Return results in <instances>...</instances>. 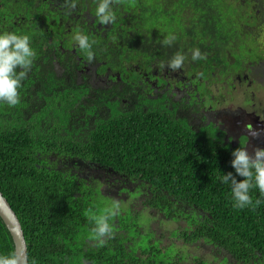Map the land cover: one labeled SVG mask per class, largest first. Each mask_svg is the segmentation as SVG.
<instances>
[{
    "label": "trees",
    "instance_id": "1",
    "mask_svg": "<svg viewBox=\"0 0 264 264\" xmlns=\"http://www.w3.org/2000/svg\"><path fill=\"white\" fill-rule=\"evenodd\" d=\"M79 15L81 23L95 20L97 35L126 57L124 68L142 60L138 67L151 71L156 59L160 68L194 76L198 90L187 110L179 112L185 102L174 106L168 92L141 95L127 82L119 100L101 104L83 99L72 83L62 85L36 54L51 44L66 46L65 25L77 24ZM263 27L264 0H0V46L8 39L13 46L11 60L0 56V191L21 222L29 264L91 263L93 251L83 246L115 243L102 238L112 210L73 171V158L126 171L166 191L168 203L197 208L200 227L194 232L190 225L192 240L218 242L229 264H264L262 168L226 144L205 115L199 131L190 123L217 95L208 79L218 69L226 77L264 65L255 62L264 56L254 57L248 46L251 39L260 42ZM141 41L148 43L142 50ZM133 71L122 74L134 86L144 84L146 76ZM85 121L91 129L84 133ZM92 204L97 210L91 212ZM129 221L127 215L121 223ZM114 248L110 262L125 264ZM14 263L15 246L0 218V264Z\"/></svg>",
    "mask_w": 264,
    "mask_h": 264
},
{
    "label": "flooded vegetation",
    "instance_id": "2",
    "mask_svg": "<svg viewBox=\"0 0 264 264\" xmlns=\"http://www.w3.org/2000/svg\"><path fill=\"white\" fill-rule=\"evenodd\" d=\"M81 19L83 18L79 15L77 16V24L65 25L70 28L69 31L62 33L65 35L64 42L66 46H64V43L57 46L51 44V46L44 48L46 50L43 54H36L42 61L41 65L49 66L51 64L53 66V71L56 73L55 77L59 78L62 85L72 83L74 89L82 94L83 99L94 98L101 104L105 101L113 102L119 100L121 97L118 94L123 88V83L127 82L128 90L135 89L141 95L145 94L150 97L155 95V97L158 96L159 98L160 94L168 92L173 104H175L174 106H178L182 101L185 102L179 108V112L187 110L184 105L189 107L192 101L191 94L198 90L192 82L194 76L189 77L188 74L181 76L179 73L172 71L167 65H163L160 68L156 59H153L151 71H145L138 67L142 60L136 67L124 68L127 65L124 61L126 57L123 56V53H113V49H110V41L97 35L95 20L81 23ZM22 24L26 23L23 22ZM43 25L45 26L46 23L44 22ZM9 29H11V23L7 28L2 27L1 34ZM68 34L69 37L67 38ZM80 39L88 48L84 49V44L80 42ZM147 45L141 41L140 50ZM12 47L8 39L7 42L0 46V56H10L11 60ZM55 52L58 53L55 54ZM259 53L264 56L262 52ZM118 56H120V60H118ZM148 56L153 55L148 54ZM255 62L261 65L264 60H255ZM244 67L241 72L234 76L232 74L226 77L218 73V69L215 76L208 79L210 81V89L216 92L217 97L213 96L209 103L205 104V106L203 105L200 118H193L190 123L196 131H199V127L202 124V115H205L210 123L213 122L218 127V135H221V139L226 144H231L233 148L238 149L239 154L246 160L262 162L258 166L263 170L264 105L257 102V105L262 104V106H255V110L252 108L256 100H252L255 97L251 98V88L254 83L259 85L258 81L255 80L256 76L264 77V65L256 69H249L247 65ZM133 69L135 70L133 72L138 75L146 76L143 80L144 84L134 86L135 83L131 81L129 76L125 78L122 74L123 70L130 74ZM149 73L151 74L150 77L147 76ZM162 74L170 81L168 85L163 86L159 83L161 80L159 76H162ZM29 77L30 75H27L28 80ZM130 83L132 85H129ZM212 86L218 89L214 90ZM237 91L241 96L234 99V94ZM244 98H246L245 102L242 103L241 101ZM203 100L205 101L206 99ZM100 108L104 111V115L112 112L108 104H103ZM169 108L171 109V104ZM105 118H108V116ZM82 126L84 133L91 129L87 121L83 122ZM71 167L74 168L73 171L78 177L86 179L90 187L97 191L96 195L104 197L103 205L111 208L113 217L109 222L107 221V225H104V221L102 228H104L105 234L102 238L110 236L111 240L117 242L116 246L119 252L116 254L127 258L124 262L125 264L231 263L230 259L225 261L227 255L222 254L225 249L220 247L217 244L218 242L209 241L207 238H204L206 242L203 243L198 240H192L197 235L190 233V225L196 227L194 232L198 230L202 214L194 206L186 203V205H182L184 202L176 199H171V202L168 203V200L163 198L164 195L168 198L166 191H158L157 186L149 183L143 184L144 180L141 178H132L126 171L123 173L111 166L107 167L93 161L88 162L82 158H73ZM109 202H113L114 208L108 205ZM123 204L126 207H123ZM168 205H174L175 208ZM96 208L97 206L92 204L91 212L97 210ZM146 209H150V217L157 215L159 219H163L166 222L165 224H171L170 226L176 224L178 229L165 233L160 229L161 220H157L156 223L149 221L147 224L149 225L150 223V228H143L142 224L146 223L148 215L144 213ZM179 211L181 213L186 212V215L182 217ZM127 215L130 221L124 226L121 220ZM210 226L212 227L211 223ZM141 241L143 244L140 243ZM160 242H163V245H160ZM112 247L114 250H112ZM185 247L200 253L196 255L194 252H184L183 248ZM171 248L175 249V251L170 254L169 250ZM82 249L84 252L93 251L90 254L92 257L91 263L86 262V264L95 262L112 264L109 260V254L116 251L112 244L83 246ZM102 252L104 253L103 256L101 255ZM207 254L212 258L206 257ZM106 255H108V258H106Z\"/></svg>",
    "mask_w": 264,
    "mask_h": 264
},
{
    "label": "rangeland",
    "instance_id": "3",
    "mask_svg": "<svg viewBox=\"0 0 264 264\" xmlns=\"http://www.w3.org/2000/svg\"><path fill=\"white\" fill-rule=\"evenodd\" d=\"M160 21H162L161 19H160ZM157 25H158V23H157ZM143 30H145V29H143ZM262 36L260 37L261 38V40H260V43L259 42H257L256 40H253V39H251L250 41H249V43H248V46H249V50L251 51V53L253 54V55H256V56H254V57H257L258 56V52H263V55H264V27L262 28ZM146 34H147V32H146ZM146 34H144V35H146ZM258 46H260V47H258ZM248 47H244L243 49H247ZM212 73H210V72H207V76H210ZM258 83H259V85L258 84H256V83H254V84H252V88H251V98L252 97H255V99H253L252 98V100H256L255 101V105H253L252 106V108L254 109V107L256 106H262V104L264 105V77H258ZM221 85V84H220ZM222 86V85H221ZM212 88L214 89V90H217L218 88L217 87H213L212 86ZM239 96H241L240 95V93L237 91L235 94H234V99L235 98H239ZM246 98H248V96H246ZM246 98H244L241 102L242 103H244L245 102V99ZM257 102H260V103H262V104H258L257 105ZM264 107V106H263ZM255 110V109H254ZM87 161L88 162H91V160H90V158L89 159H87ZM250 163L252 164V165H255V164H262V162H251L250 161ZM261 173L264 175V169L261 171ZM143 184H146V182L144 181L143 182ZM162 192H165V191H162ZM159 202V201H158ZM159 204H161L160 202H159ZM109 206H111V207H113L114 208V204H113V202H109V204H108ZM169 207H174V205H168ZM123 207H126V205H124L123 204ZM175 208V207H174ZM176 210V209H175ZM145 214H148L147 215V217H146V219H147V221H146V224L149 222V221H151V217L149 216L150 215V209H146L145 210V212H144ZM152 219H153V223H156L157 222V220H161V223H160V229L161 230H163L165 233H170V232H172V231H175L176 229H178V227L176 226V224H174V225H172V226H170L171 224H165L166 222L163 220V219H159V216H157V215H155V216H153L152 217ZM143 222H145L144 220H143ZM128 224V223H127ZM126 224V225H127ZM142 227L143 228H150V223H149V225H144V224H142ZM141 244H143V242L141 241L140 242ZM184 249V252H188V251H190L191 253L192 252H194L196 255L197 254H199L200 252L199 251H194V250H192V249H188V248H183ZM174 252L175 250H173V249H170L169 250V253L171 254V252ZM206 257H209V258H212L210 255H208L207 254V256ZM190 263V262H189Z\"/></svg>",
    "mask_w": 264,
    "mask_h": 264
},
{
    "label": "water",
    "instance_id": "4",
    "mask_svg": "<svg viewBox=\"0 0 264 264\" xmlns=\"http://www.w3.org/2000/svg\"><path fill=\"white\" fill-rule=\"evenodd\" d=\"M0 218L8 229L15 246V263L29 264L28 246L17 214L0 191Z\"/></svg>",
    "mask_w": 264,
    "mask_h": 264
},
{
    "label": "crops",
    "instance_id": "5",
    "mask_svg": "<svg viewBox=\"0 0 264 264\" xmlns=\"http://www.w3.org/2000/svg\"><path fill=\"white\" fill-rule=\"evenodd\" d=\"M152 217H153V216H151V221L153 222ZM144 225L147 226L148 224L145 223ZM146 229H149V228H146ZM116 243H117V242L115 241V243H114L115 246H116ZM159 244H160V245H163V242H160ZM171 249H172V248H171ZM173 250H175V249H173ZM167 257H168V255H167Z\"/></svg>",
    "mask_w": 264,
    "mask_h": 264
},
{
    "label": "clouds",
    "instance_id": "6",
    "mask_svg": "<svg viewBox=\"0 0 264 264\" xmlns=\"http://www.w3.org/2000/svg\"><path fill=\"white\" fill-rule=\"evenodd\" d=\"M178 248H179V247H178ZM178 248H177V249H178Z\"/></svg>",
    "mask_w": 264,
    "mask_h": 264
}]
</instances>
